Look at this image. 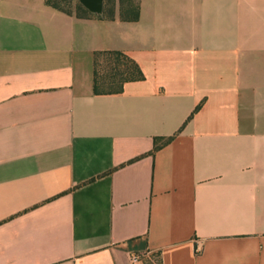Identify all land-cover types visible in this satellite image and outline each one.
I'll use <instances>...</instances> for the list:
<instances>
[{"label": "crops", "instance_id": "1", "mask_svg": "<svg viewBox=\"0 0 264 264\" xmlns=\"http://www.w3.org/2000/svg\"><path fill=\"white\" fill-rule=\"evenodd\" d=\"M135 1L0 0V264H264V0Z\"/></svg>", "mask_w": 264, "mask_h": 264}, {"label": "trees", "instance_id": "2", "mask_svg": "<svg viewBox=\"0 0 264 264\" xmlns=\"http://www.w3.org/2000/svg\"><path fill=\"white\" fill-rule=\"evenodd\" d=\"M123 21H139L140 4L135 0H120ZM47 4L59 9L67 14H73L67 9V5L72 4V0H47ZM79 9H84L85 14H77L81 18H114V5H105L99 13L91 11L79 0ZM144 79V74L139 64L128 54L117 51H97L94 53V91L96 94H115L124 90L125 84L132 81ZM173 138H156L155 150L163 144L169 143ZM146 264H163L159 253H153L147 257Z\"/></svg>", "mask_w": 264, "mask_h": 264}, {"label": "water", "instance_id": "3", "mask_svg": "<svg viewBox=\"0 0 264 264\" xmlns=\"http://www.w3.org/2000/svg\"><path fill=\"white\" fill-rule=\"evenodd\" d=\"M87 8L93 12H101L104 0H80Z\"/></svg>", "mask_w": 264, "mask_h": 264}, {"label": "rangeland", "instance_id": "4", "mask_svg": "<svg viewBox=\"0 0 264 264\" xmlns=\"http://www.w3.org/2000/svg\"><path fill=\"white\" fill-rule=\"evenodd\" d=\"M106 2L108 3V5L113 6V0H106ZM66 8L71 10L73 14H85L84 9H79V0H72V4L67 5Z\"/></svg>", "mask_w": 264, "mask_h": 264}, {"label": "built area", "instance_id": "5", "mask_svg": "<svg viewBox=\"0 0 264 264\" xmlns=\"http://www.w3.org/2000/svg\"><path fill=\"white\" fill-rule=\"evenodd\" d=\"M142 257H143V256H141V255H134V256H133V260H134V261H138V260H140Z\"/></svg>", "mask_w": 264, "mask_h": 264}]
</instances>
